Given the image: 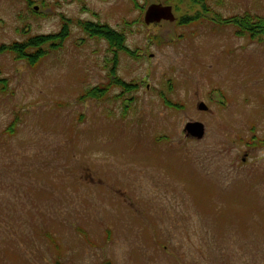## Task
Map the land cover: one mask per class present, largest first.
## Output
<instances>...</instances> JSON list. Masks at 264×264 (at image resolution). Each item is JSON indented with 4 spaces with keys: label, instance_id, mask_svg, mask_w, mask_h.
Here are the masks:
<instances>
[{
    "label": "rangeland",
    "instance_id": "374dc122",
    "mask_svg": "<svg viewBox=\"0 0 264 264\" xmlns=\"http://www.w3.org/2000/svg\"><path fill=\"white\" fill-rule=\"evenodd\" d=\"M148 3L0 0V47L57 34L64 19L71 22L62 47L34 66L0 53V264H264V38L221 57L241 76L223 80L235 101L221 112L244 119L230 120L228 130L216 122L199 144L182 130L193 117L187 107L195 88L207 92L214 81L202 63L216 58L203 53L198 74L207 75L196 82L190 29L165 30L186 39L158 40L149 62L120 53L114 73L137 84L150 70L154 86L181 84L174 96L184 111L147 119L141 89L127 115L115 105L125 98L120 87L100 100L86 97L109 82L112 54L78 22L107 26L129 50H143ZM244 11L264 19V0H245ZM203 146L209 152L198 162Z\"/></svg>",
    "mask_w": 264,
    "mask_h": 264
},
{
    "label": "flooded vegetation",
    "instance_id": "af4514ba",
    "mask_svg": "<svg viewBox=\"0 0 264 264\" xmlns=\"http://www.w3.org/2000/svg\"><path fill=\"white\" fill-rule=\"evenodd\" d=\"M149 3L144 5L143 17L142 21L146 29L149 31L148 34V42L146 47L141 50L140 48H136L134 51L129 50L125 47V37H124V47L121 51H117L115 48L111 47L109 43L104 39V42L107 43L109 49L111 50L112 59L109 60V63L112 64V73L109 76V82L102 87H94L86 94L95 93V96L89 97L93 99H102L104 93L108 88L117 87L121 88L122 92H120L119 97H123L125 95L124 100H119L115 102V105L118 108V111H121L123 115H127L131 112L133 108V100L132 94L138 89L143 90L144 99H143V115L150 120H158L160 119L166 112L173 113L178 111H184L186 106L184 104H179L178 99L179 96H174L179 89H182L181 84H176L174 82H162L161 86H154L150 82L151 72L146 73L143 80L135 83H126L124 81L119 80L115 75V70L118 67V55L120 53H125L129 57L134 58L135 60H146L149 62L154 58L153 54L150 52V48L156 46V42H162V44H177L179 41H182L183 38L186 39L187 34H175L168 33L165 30H168L169 27L173 26V28H178L177 30L185 31L187 29L191 30V36L189 37L196 44L191 48L192 58L190 59L192 64L190 67H193V72L198 77H192L196 82L200 83L202 80H205V76L211 73V78L214 81H210L211 88L207 92H201L200 89L194 91V103L187 107V110L190 109L193 112V117H189L188 121L192 123H199L203 128V137L201 139H197V137L187 138L185 139L191 141L193 143L199 144L206 140L209 128L213 126L216 122H224L227 126H221L223 129L229 128V121L239 118L244 119L242 114L232 115V114H222V106H225L229 100L228 94L223 89V80H228L231 74L237 76L240 79L239 74H235L238 71V67L235 65L232 66H223V55L231 56V54H235V50L238 52L245 51L246 41H261V35L256 28L247 27V22L256 24L261 18H251L245 13V0H148ZM152 5H158L163 8H169L173 19L164 20L162 19L157 25H152L147 27L144 23V15L146 11ZM170 15V14H169ZM93 23V22H89ZM97 24V23H93ZM201 37L210 40L211 43H202L199 41ZM155 41V42H154ZM224 41V43H223ZM231 42L233 48H224L219 49V46H223V44ZM228 47V46H226ZM204 54L207 56L215 57V65L214 64H203L204 67H208L207 74L200 75L198 73L200 70V61L204 58L202 57ZM106 59V60H107ZM149 66V63L147 64ZM182 77H187L183 71H179ZM233 77V76H232ZM196 78V79H195ZM234 78V77H233ZM108 80V77H107ZM118 80V81H117ZM203 82V81H202ZM121 83V84H120ZM242 80L237 82L238 88L240 90V84ZM118 84H120L118 86ZM215 84V86H214ZM221 85V86H220ZM122 94V95H121ZM238 99L240 100L241 111L243 112L245 97L244 93L241 90L240 93H236ZM128 95V96H127ZM241 96V97H239ZM234 98H230V100ZM229 100V101H230ZM237 100V102L239 101ZM123 101V104H122ZM219 106L217 109L216 118L212 119L215 116V112L213 106ZM186 114V113H185ZM192 115V114H191ZM236 117V118H235ZM207 121V122H206ZM254 121V120H252ZM184 125V126H185ZM254 125V124H253ZM184 129V127H183ZM182 134H184L182 130ZM185 135V134H184ZM161 138H157V143H159ZM208 146L200 147V152L197 153L198 162H205L206 153ZM248 156V152H245L242 157V163H245V160Z\"/></svg>",
    "mask_w": 264,
    "mask_h": 264
},
{
    "label": "trees",
    "instance_id": "16d2710c",
    "mask_svg": "<svg viewBox=\"0 0 264 264\" xmlns=\"http://www.w3.org/2000/svg\"><path fill=\"white\" fill-rule=\"evenodd\" d=\"M70 23L71 22L69 20L64 19L63 26L57 34L35 36L28 38L22 43L16 42L9 46H1L0 53H13L15 54L16 59L25 61L30 66H34L46 56V53L50 51L55 52L62 47L63 43L69 38ZM78 25L90 38L104 39L117 51H121L123 49L124 36L113 29L104 25L84 21L78 22ZM247 27L256 28L261 37L264 38V19H261L256 24L247 22ZM120 84H118V86ZM92 96H95V93L86 94V97Z\"/></svg>",
    "mask_w": 264,
    "mask_h": 264
},
{
    "label": "water",
    "instance_id": "95a60500",
    "mask_svg": "<svg viewBox=\"0 0 264 264\" xmlns=\"http://www.w3.org/2000/svg\"><path fill=\"white\" fill-rule=\"evenodd\" d=\"M34 10L37 11V8L35 7ZM162 19L170 21L173 19L169 8L152 5L144 15V23L147 27L157 25ZM183 132L187 138L197 137V139H201L203 137V128L199 123H187Z\"/></svg>",
    "mask_w": 264,
    "mask_h": 264
}]
</instances>
